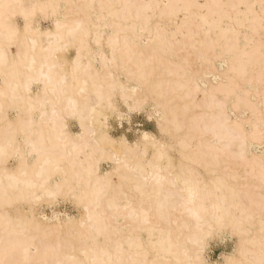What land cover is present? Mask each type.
Segmentation results:
<instances>
[{"label":"bare ground","instance_id":"bare-ground-1","mask_svg":"<svg viewBox=\"0 0 264 264\" xmlns=\"http://www.w3.org/2000/svg\"><path fill=\"white\" fill-rule=\"evenodd\" d=\"M124 109L157 135H111ZM254 146L264 0H0V264H210L221 235L264 264Z\"/></svg>","mask_w":264,"mask_h":264},{"label":"rangeland","instance_id":"rangeland-1","mask_svg":"<svg viewBox=\"0 0 264 264\" xmlns=\"http://www.w3.org/2000/svg\"><path fill=\"white\" fill-rule=\"evenodd\" d=\"M44 1H47V0H44ZM32 22L34 23L35 26L39 27L40 29L39 32L41 30L43 32H48V31H51L53 28V21L52 19H49V18L35 16L32 18ZM16 23L19 27H23L25 20L21 17H18L16 18ZM105 34H104V37H107V35ZM42 40L44 41V43L47 42V38L45 36H42ZM94 49H96V47H93L92 51L93 52L95 51L93 55H96L100 51V48L97 47L96 50ZM70 55L71 54H67V57H69ZM218 68L221 69V65L220 66L218 65ZM122 112H123L122 114H124L122 118L117 119L116 117L115 118L112 117L111 118L112 120H110V124L112 125L111 135L113 136L125 135L127 140L130 143H134L138 138H140L142 135H145V134L155 135V136L157 135V126H156L155 119L149 116V114L146 112L145 109L138 111V112H134V113L133 112L130 113L124 109ZM243 115L244 117L248 116V114H243ZM13 116H15V113L12 112L10 114V117L13 118ZM233 118L235 117L233 116ZM76 124L77 123L75 122H72V123L70 122V130L74 134H78L80 131L79 126ZM258 147H260V149ZM251 152L254 154L255 153L258 154V156H261L264 153V148L263 146H254L252 147ZM15 161L16 160H12L10 164L15 165L16 164ZM109 167H110V164H104L102 166V170L103 171L107 170ZM66 200L64 201L62 200L61 203L58 202V205L56 204L54 206L55 208H50V207H46V205H43L41 211L42 213L47 215V217L51 218L53 221L58 218L63 219L67 216L69 217L77 216L78 214L77 209L72 205V203L69 200L67 201ZM235 243H236V238L235 237L231 238L230 235H223V236L221 235L219 237L214 238L213 240L210 241L209 250L206 255L207 260L210 262V264H223L224 262L223 258L226 255H230L233 253L234 248L236 246Z\"/></svg>","mask_w":264,"mask_h":264}]
</instances>
